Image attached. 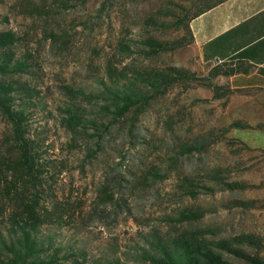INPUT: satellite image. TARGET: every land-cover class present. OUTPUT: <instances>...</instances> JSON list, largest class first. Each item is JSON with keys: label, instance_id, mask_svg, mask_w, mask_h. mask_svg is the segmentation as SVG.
Returning <instances> with one entry per match:
<instances>
[{"label": "rangeland", "instance_id": "rangeland-1", "mask_svg": "<svg viewBox=\"0 0 264 264\" xmlns=\"http://www.w3.org/2000/svg\"><path fill=\"white\" fill-rule=\"evenodd\" d=\"M221 1L0 0V264L23 230L32 264H264V151L233 134L264 130V88L188 30Z\"/></svg>", "mask_w": 264, "mask_h": 264}, {"label": "crops", "instance_id": "crops-1", "mask_svg": "<svg viewBox=\"0 0 264 264\" xmlns=\"http://www.w3.org/2000/svg\"><path fill=\"white\" fill-rule=\"evenodd\" d=\"M190 29L202 60L228 68L231 87L264 88V0H223L192 18ZM233 134L264 151V130Z\"/></svg>", "mask_w": 264, "mask_h": 264}, {"label": "trees", "instance_id": "trees-1", "mask_svg": "<svg viewBox=\"0 0 264 264\" xmlns=\"http://www.w3.org/2000/svg\"><path fill=\"white\" fill-rule=\"evenodd\" d=\"M211 7L207 6L205 8L196 11L192 18L208 10ZM188 30L192 38L190 26L188 27ZM216 66L220 67V65L219 66L216 65ZM127 98L130 101L129 102L126 101L124 103L122 107V112L128 109L129 103L131 102L132 97L128 96ZM7 114L13 124L15 137L22 151L23 161L26 163L27 168L31 170L33 169V158L30 155L31 140L28 137H26L25 133L21 130L20 124L17 120L18 117L15 115V113L8 111ZM17 242L19 244L12 242L3 245L10 252L9 256H11L10 257L11 264H32L31 258H33V255L37 250V245L35 244V240L31 235V231L23 230ZM157 260L158 263L160 264H228L224 260H222L218 255H215L211 252L202 253L200 256V255H195L193 252H190L187 248L182 249L180 251V254L178 255L167 254L163 252V255L160 256ZM249 260L252 261L254 264H262V262L257 259H249Z\"/></svg>", "mask_w": 264, "mask_h": 264}]
</instances>
